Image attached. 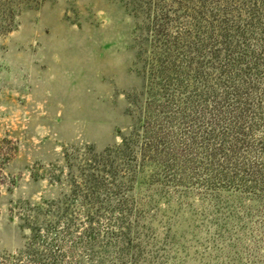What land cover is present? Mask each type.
Segmentation results:
<instances>
[{
  "label": "rangeland",
  "instance_id": "1",
  "mask_svg": "<svg viewBox=\"0 0 264 264\" xmlns=\"http://www.w3.org/2000/svg\"><path fill=\"white\" fill-rule=\"evenodd\" d=\"M0 264H264V0H0Z\"/></svg>",
  "mask_w": 264,
  "mask_h": 264
}]
</instances>
